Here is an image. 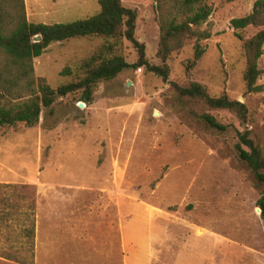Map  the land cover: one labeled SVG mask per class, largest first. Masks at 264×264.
<instances>
[{"label": "rangeland", "instance_id": "rangeland-1", "mask_svg": "<svg viewBox=\"0 0 264 264\" xmlns=\"http://www.w3.org/2000/svg\"><path fill=\"white\" fill-rule=\"evenodd\" d=\"M99 0H23L31 23H67L99 11ZM212 13L200 30L205 53L186 72L193 41L168 60L164 82L144 67L129 69L94 89L93 102L79 94L57 97L33 128L0 132V264L26 254L20 214L34 206V264H264V223L255 181L235 148L237 131L264 150V92L246 94L242 43L231 21L251 12L254 0H204ZM137 13L136 39L151 65L161 25L174 9L161 0H122ZM0 0V12H13ZM179 20L183 17L178 16ZM258 29L249 27L245 38ZM102 38L51 44L33 60L34 75L52 89L83 76L80 65ZM119 53L137 61L123 40ZM69 68V76L61 72ZM264 87V51L258 62ZM198 83L214 97L244 103L248 120L181 96L173 83ZM3 102V101H2ZM79 104L83 106L80 108ZM213 117L226 131L211 128ZM9 187H6V186ZM13 205V206H11ZM24 216V215H23Z\"/></svg>", "mask_w": 264, "mask_h": 264}, {"label": "trees", "instance_id": "trees-1", "mask_svg": "<svg viewBox=\"0 0 264 264\" xmlns=\"http://www.w3.org/2000/svg\"><path fill=\"white\" fill-rule=\"evenodd\" d=\"M161 1L170 4L174 14L170 21L161 25L162 36L157 51L161 65H151L146 58L145 45L135 37L137 13L124 7L122 0H99V11L96 14L72 22L54 24L28 22L23 0H12L13 12H0V132L19 126L35 127L43 109L51 108L57 97L79 94L78 101L89 105L93 102L94 89L99 82L111 81L129 69L144 67L147 73L167 82L170 73L167 62L173 53L183 49L187 41L194 42V56L185 66L186 72L191 71L205 53L201 42L208 40L210 34L200 28L210 17L212 10L204 0ZM178 16L183 18L179 20ZM230 25L235 38L242 43L246 63L243 75L246 94L264 92V87L257 84L261 75L258 62L264 51V0H254L251 12L233 19ZM249 27L258 31L245 38V31ZM37 36L41 39L34 42ZM93 37L102 38L104 44L82 60L80 68L83 76L56 89H52L45 79L35 77L33 60L40 57L51 44ZM123 40L129 42L137 53L134 64L127 63L119 53ZM70 74L69 68L61 72L63 76ZM172 86L181 96L202 101L214 110L229 111L242 123L248 120L246 105L230 99L226 94L211 96L203 86L195 82L187 86L173 83ZM203 119L211 128L226 131V126L213 117L206 115ZM236 139L238 142L235 148L239 159L247 164L255 181L264 186V150L251 138L248 130L237 131ZM3 205L0 217L16 216L15 212L6 211V200ZM256 205L264 223V188ZM34 216V206H30L28 211L19 215L22 219L18 218L23 226L21 231L27 255L7 254L5 259L19 264H34Z\"/></svg>", "mask_w": 264, "mask_h": 264}, {"label": "water", "instance_id": "water-1", "mask_svg": "<svg viewBox=\"0 0 264 264\" xmlns=\"http://www.w3.org/2000/svg\"><path fill=\"white\" fill-rule=\"evenodd\" d=\"M40 37L39 36H37V37H35L34 38V42H39L40 41ZM83 105L82 104H79V107L81 108ZM258 211L260 212V210L258 209Z\"/></svg>", "mask_w": 264, "mask_h": 264}]
</instances>
